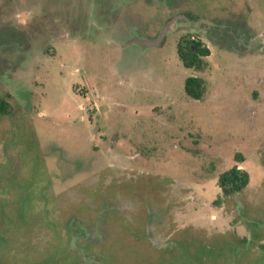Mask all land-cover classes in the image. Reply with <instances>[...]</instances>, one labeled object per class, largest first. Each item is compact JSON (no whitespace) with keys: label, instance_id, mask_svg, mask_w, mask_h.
I'll use <instances>...</instances> for the list:
<instances>
[{"label":"rangeland","instance_id":"374dc122","mask_svg":"<svg viewBox=\"0 0 264 264\" xmlns=\"http://www.w3.org/2000/svg\"><path fill=\"white\" fill-rule=\"evenodd\" d=\"M186 34L201 70L177 57ZM2 97L0 264H103L98 240L117 264L178 243L264 264V0H0ZM235 165L247 185L214 205Z\"/></svg>","mask_w":264,"mask_h":264},{"label":"trees","instance_id":"16d2710c","mask_svg":"<svg viewBox=\"0 0 264 264\" xmlns=\"http://www.w3.org/2000/svg\"><path fill=\"white\" fill-rule=\"evenodd\" d=\"M176 54L181 64L183 65V67L187 69L201 70L206 65V62L204 59L209 56L210 50L202 40H200L199 38H195L189 34H186V35L181 36L178 39L177 44H176ZM183 88H184L185 93L192 99H196V98L199 99L202 97L204 93L203 80L200 77H196V76H188L184 80ZM9 108L10 106L8 102L2 97L0 99V114L9 113ZM247 176L248 174L244 170L238 168L236 165L222 172L218 176V179H217V185L220 189V195L217 196L213 204L217 205L219 204V201L221 199L227 198L233 195L234 193L241 192L248 183ZM102 213L104 217L106 218L107 212H102ZM249 226L251 228V235H252V231H253L252 227L255 225L249 224ZM245 240L246 239L244 238L243 242ZM99 242L100 241L98 240L93 245V247H95L100 253H103L102 255H100V257H98L99 262L102 261L103 264H117V262L115 263L116 257L117 258L123 257L121 250H119L118 248L111 247V245L109 244V240H103V242L101 243ZM178 245H179V248H181V250L178 251V250L170 249V255L164 258V260L162 259V257H158L160 260H158L157 257L151 258L150 253H148L144 257L148 259L149 264H198L200 263L203 257L201 253L200 254L195 253L192 256H188L185 252V249L181 247V244L178 243ZM85 247L86 248L84 252L90 249V248H87L89 247V245H85ZM105 248H107V250H105ZM139 249L140 248L133 249L132 251L133 257L136 254L142 253L139 251ZM66 251L69 253L71 252L76 253L79 259V253L76 250L67 249ZM172 252H174L173 253L174 255L171 254ZM60 253L61 252H57L56 257L55 256L53 257L57 258L58 256H61ZM58 261L61 264L64 263L61 257L58 258ZM47 263H49L48 259L40 262V264H47ZM119 264H123L122 261H120Z\"/></svg>","mask_w":264,"mask_h":264},{"label":"flooded vegetation","instance_id":"af4514ba","mask_svg":"<svg viewBox=\"0 0 264 264\" xmlns=\"http://www.w3.org/2000/svg\"><path fill=\"white\" fill-rule=\"evenodd\" d=\"M254 228H255V226H253L252 227V229H253V231H254ZM248 230H249V235L252 237V235H251V228H250V226H249V228H248ZM246 240L244 241V242H246L247 243V240H249V238L247 239V238H245ZM243 242V243H244ZM79 256H80V254H79Z\"/></svg>","mask_w":264,"mask_h":264},{"label":"water","instance_id":"95a60500","mask_svg":"<svg viewBox=\"0 0 264 264\" xmlns=\"http://www.w3.org/2000/svg\"><path fill=\"white\" fill-rule=\"evenodd\" d=\"M153 44H155V43H153ZM153 44H152V45H153Z\"/></svg>","mask_w":264,"mask_h":264}]
</instances>
